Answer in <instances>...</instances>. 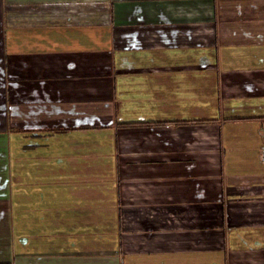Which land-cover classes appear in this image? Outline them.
Masks as SVG:
<instances>
[{
  "label": "crops",
  "instance_id": "crops-1",
  "mask_svg": "<svg viewBox=\"0 0 264 264\" xmlns=\"http://www.w3.org/2000/svg\"><path fill=\"white\" fill-rule=\"evenodd\" d=\"M0 262L264 264V0H0Z\"/></svg>",
  "mask_w": 264,
  "mask_h": 264
},
{
  "label": "trees",
  "instance_id": "trees-1",
  "mask_svg": "<svg viewBox=\"0 0 264 264\" xmlns=\"http://www.w3.org/2000/svg\"><path fill=\"white\" fill-rule=\"evenodd\" d=\"M0 264H10V263H8V262H0Z\"/></svg>",
  "mask_w": 264,
  "mask_h": 264
}]
</instances>
